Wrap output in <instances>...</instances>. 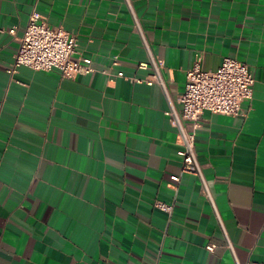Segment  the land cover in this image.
I'll use <instances>...</instances> for the list:
<instances>
[{"label": "crops", "instance_id": "0c3cea01", "mask_svg": "<svg viewBox=\"0 0 264 264\" xmlns=\"http://www.w3.org/2000/svg\"><path fill=\"white\" fill-rule=\"evenodd\" d=\"M128 2L0 0V264H264V0ZM33 11L74 36L73 58L96 72L9 75ZM149 54L164 88L145 83ZM226 57L254 84L241 115L200 120L210 201L180 171L166 112L180 111L196 60L212 72Z\"/></svg>", "mask_w": 264, "mask_h": 264}, {"label": "built area", "instance_id": "2783aa9c", "mask_svg": "<svg viewBox=\"0 0 264 264\" xmlns=\"http://www.w3.org/2000/svg\"><path fill=\"white\" fill-rule=\"evenodd\" d=\"M129 4L128 0H126ZM136 27L138 25L136 23ZM9 34L13 35L12 28ZM143 45L148 51V46L143 40ZM76 39L61 27H52L33 11L20 38V46L13 57V62L8 68L9 75L16 74L20 67H26L34 71H50L57 69L62 78L74 79L79 75H87L96 72L90 58L80 57L74 59ZM149 53V51H148ZM150 55L152 75L145 80L148 86L158 84L164 88L161 79V60L154 59ZM113 65H117L114 57ZM141 69H146V64H140ZM106 73V71H101ZM117 76L124 78L122 72ZM132 83L142 81L128 79ZM254 79L248 66L235 58L226 57L216 71H203L199 60L186 72V83L183 93L178 97L177 103L180 111L173 107L166 112L170 117V123L177 129V143L179 150L177 155L181 161L180 171L198 177L202 182L205 197L212 201L210 193L202 176V168L195 151V137L200 120L205 113L223 116L241 115V104L252 97ZM172 182H178L179 176H170ZM154 207L166 213L172 211V205L155 202ZM227 239V238H226ZM227 249L234 255L231 242L226 240ZM207 251L212 252L214 245H207ZM236 264H241L236 260ZM256 264V263H249Z\"/></svg>", "mask_w": 264, "mask_h": 264}]
</instances>
